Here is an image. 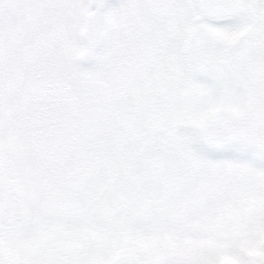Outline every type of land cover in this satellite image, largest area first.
Listing matches in <instances>:
<instances>
[{
	"label": "snow or ice",
	"instance_id": "snow-or-ice-1",
	"mask_svg": "<svg viewBox=\"0 0 264 264\" xmlns=\"http://www.w3.org/2000/svg\"><path fill=\"white\" fill-rule=\"evenodd\" d=\"M0 264H264V0H0Z\"/></svg>",
	"mask_w": 264,
	"mask_h": 264
}]
</instances>
